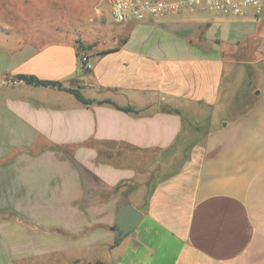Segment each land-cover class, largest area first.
<instances>
[{
	"label": "crops",
	"instance_id": "1",
	"mask_svg": "<svg viewBox=\"0 0 264 264\" xmlns=\"http://www.w3.org/2000/svg\"><path fill=\"white\" fill-rule=\"evenodd\" d=\"M217 13L0 0V264H264V12Z\"/></svg>",
	"mask_w": 264,
	"mask_h": 264
},
{
	"label": "built area",
	"instance_id": "2",
	"mask_svg": "<svg viewBox=\"0 0 264 264\" xmlns=\"http://www.w3.org/2000/svg\"><path fill=\"white\" fill-rule=\"evenodd\" d=\"M111 20L120 25L138 24L149 19L177 16L193 10H208L234 17L249 10L264 12V0H104ZM83 71L91 70L88 56L78 58Z\"/></svg>",
	"mask_w": 264,
	"mask_h": 264
},
{
	"label": "water",
	"instance_id": "3",
	"mask_svg": "<svg viewBox=\"0 0 264 264\" xmlns=\"http://www.w3.org/2000/svg\"><path fill=\"white\" fill-rule=\"evenodd\" d=\"M73 86L82 84L77 81L72 82ZM142 219V214L135 209L131 204H126L123 206L116 214V219L114 226L112 228L113 232L116 233L115 244H119L126 236L131 234L140 220Z\"/></svg>",
	"mask_w": 264,
	"mask_h": 264
},
{
	"label": "trees",
	"instance_id": "4",
	"mask_svg": "<svg viewBox=\"0 0 264 264\" xmlns=\"http://www.w3.org/2000/svg\"><path fill=\"white\" fill-rule=\"evenodd\" d=\"M18 81H22L28 85L31 86H35V87H51V88H55L58 89L60 91H67L72 93L76 99L78 101H80L81 103L85 104V105H89L92 103L91 100H87L85 99L80 93L79 91L75 90V89H66L63 88L62 84L60 82H53V81H44V80H40L34 76H27V75H19L15 77ZM105 103H111L109 100L104 101ZM122 110L124 111H131L130 109L127 108H123ZM93 264H103L101 262H96Z\"/></svg>",
	"mask_w": 264,
	"mask_h": 264
},
{
	"label": "rangeland",
	"instance_id": "5",
	"mask_svg": "<svg viewBox=\"0 0 264 264\" xmlns=\"http://www.w3.org/2000/svg\"><path fill=\"white\" fill-rule=\"evenodd\" d=\"M218 15V13L217 12H215V11H208V10H205V11H199V10H196V11H194V13L193 14H190V12H186V13H184V14H181V15H178V16H176V17H173V19H178L179 21V28L178 29H185L184 27L186 26L185 25V22H183V21H181L180 20V18H184L185 20L186 19H189V20H194V19H196V18H211V17H214V16H217ZM112 24V23H111ZM160 27H162V26H160ZM164 27V26H163ZM166 27V26H165ZM166 29V28H165ZM215 28L213 27V30H214ZM167 33H170L171 35H173V36H179L180 35V32L177 30V31H173V30H171V31H166ZM189 34H192V35H196V34H198V32L197 31H194V32H190ZM191 35V36H192ZM49 214V213H48ZM47 214V215H48ZM48 218H49V216H47Z\"/></svg>",
	"mask_w": 264,
	"mask_h": 264
}]
</instances>
